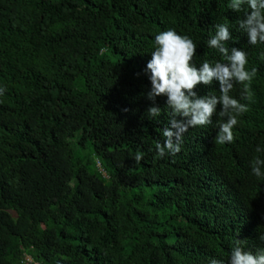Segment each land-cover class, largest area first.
Instances as JSON below:
<instances>
[{"label": "trees", "instance_id": "16d2710c", "mask_svg": "<svg viewBox=\"0 0 264 264\" xmlns=\"http://www.w3.org/2000/svg\"><path fill=\"white\" fill-rule=\"evenodd\" d=\"M229 3L0 0V264H230L237 239L264 252V178L251 170L264 159V44ZM225 23V47L257 70L250 99L241 84L229 93L249 110L232 143L215 142L218 104L161 157L171 109L159 96L160 115L147 113L155 36L188 35L197 67L227 63L208 46Z\"/></svg>", "mask_w": 264, "mask_h": 264}, {"label": "clouds", "instance_id": "9594fccd", "mask_svg": "<svg viewBox=\"0 0 264 264\" xmlns=\"http://www.w3.org/2000/svg\"><path fill=\"white\" fill-rule=\"evenodd\" d=\"M228 7L235 12H244L245 18L239 21V27L248 37L250 45L264 44V0H230ZM216 33L208 41L210 48L218 49L227 63H210L205 60L199 67L193 62L197 55V45L188 35L178 34L175 29H168L155 36V50L146 66L150 73L151 89L147 98L153 101L147 110L151 117H157L161 108L155 106L156 97L165 96L166 105L171 109L169 128L164 130L166 137L163 145L157 144L159 156L167 153L175 155L181 150L183 133L189 127L206 126L212 123V117L217 115V105H221L218 115L227 117L225 122L219 123V131L215 142L217 144L232 143L235 139L233 128L239 121L237 117L249 109L230 96L234 83L241 84L243 98L250 99V87L256 75V69H247L248 54L238 48L225 47L232 39L228 25L218 24ZM219 82L220 95L198 96L195 89L203 84L209 86L213 81ZM4 89H0V95ZM127 111V109H125ZM260 147L256 152L260 153ZM135 161L142 159L137 152ZM264 159L254 158L251 163L252 174L257 178H264ZM264 240V237H261ZM237 239L230 253V264H264V252L254 254L246 251ZM211 264H224L223 260L212 259Z\"/></svg>", "mask_w": 264, "mask_h": 264}, {"label": "rangeland", "instance_id": "374dc122", "mask_svg": "<svg viewBox=\"0 0 264 264\" xmlns=\"http://www.w3.org/2000/svg\"><path fill=\"white\" fill-rule=\"evenodd\" d=\"M98 166H100V163H99V162H98ZM28 260H29V261H31V258H30V257H28Z\"/></svg>", "mask_w": 264, "mask_h": 264}]
</instances>
